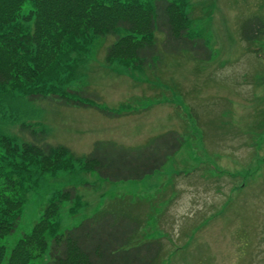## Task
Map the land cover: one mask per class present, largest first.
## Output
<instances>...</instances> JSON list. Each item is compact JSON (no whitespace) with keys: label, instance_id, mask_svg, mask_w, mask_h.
Segmentation results:
<instances>
[{"label":"rangeland","instance_id":"374dc122","mask_svg":"<svg viewBox=\"0 0 264 264\" xmlns=\"http://www.w3.org/2000/svg\"><path fill=\"white\" fill-rule=\"evenodd\" d=\"M186 2L190 48H165L157 31L160 64L143 72L109 64L110 37L82 55L79 76L67 88L82 89L81 99L112 116L0 88V136L19 146L23 125L75 158L102 141L134 148L169 131L183 141L143 180L106 182L76 163L47 173L28 193L18 230L0 245L11 249L29 234L54 192L77 187L79 205L65 201L58 213L63 231L101 209H120L145 221L141 239L161 242V264H264V49L240 36L246 18L264 17V0Z\"/></svg>","mask_w":264,"mask_h":264},{"label":"trees","instance_id":"16d2710c","mask_svg":"<svg viewBox=\"0 0 264 264\" xmlns=\"http://www.w3.org/2000/svg\"><path fill=\"white\" fill-rule=\"evenodd\" d=\"M187 6L186 0H0V88L31 100L58 98L62 105H88L112 116L81 99L86 97L82 89L67 88L79 76L82 55L110 37L114 40L106 48V62L143 72L160 64V43L165 48L176 45L177 51L190 48L193 18ZM240 29L243 41L264 49V17L246 18ZM157 31L164 35L160 43ZM20 133L24 137L15 139L20 146L0 136V240L18 230L28 193L47 173L68 171L76 163L106 182L143 180L161 170L183 143L178 133L169 131L134 148L96 142L89 154L75 158L67 149L49 145L42 131L23 125ZM76 189L54 192L29 234L11 249L0 245V264L163 262L161 242L141 239L145 221L124 210L101 209L77 227L61 230V204L79 205Z\"/></svg>","mask_w":264,"mask_h":264}]
</instances>
